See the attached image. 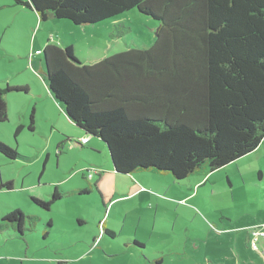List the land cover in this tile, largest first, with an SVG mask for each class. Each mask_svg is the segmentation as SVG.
I'll return each mask as SVG.
<instances>
[{
	"label": "rangeland",
	"instance_id": "1",
	"mask_svg": "<svg viewBox=\"0 0 264 264\" xmlns=\"http://www.w3.org/2000/svg\"><path fill=\"white\" fill-rule=\"evenodd\" d=\"M29 14L16 0H0V86L29 87L28 93L9 92V119L0 122V140L21 155L9 159L0 153V185L13 183L11 188H0V264H156L155 255L164 253L157 249L172 247L178 248V253L171 258L170 250L165 251V264H199L197 258L206 264L207 243L211 254L217 248L225 254L222 264H237L238 253L264 263V254L255 253L251 246L254 251H243L247 242L242 234L238 246L228 235H219V230L229 225L228 216H236L233 212L239 218L243 209L264 207V174L258 177L259 171L264 172V142L240 160L245 161L241 169L233 161L210 171L206 163L182 180L156 169L138 170L142 175L138 188L143 193L135 190L137 197L117 204L116 209L124 213L118 216L114 210L117 236L106 235L109 239L101 244L98 239L93 242V234L99 230L97 219L102 216L104 221L109 212L98 190L106 191L108 183L107 191L112 194L114 186L108 174L103 173L98 189L96 178L89 177L93 169L112 164V160L104 141L100 142V152L68 140L63 148L58 147L66 137L58 130L62 126L58 122L60 110L48 98L41 52L49 41L62 47L72 45L81 62L94 63L130 48L150 47L159 21L136 8L86 25L68 19L40 21L38 16L32 25ZM33 108L35 129L29 130L27 125L16 134L20 123H30ZM63 115L65 132L75 131V124ZM83 184L92 186L93 192L73 193ZM56 185H61L64 194L49 209L34 201L38 196L50 200ZM17 208L31 217L26 219L23 233L17 222L7 219ZM102 232L105 224L100 225V235ZM136 232L139 237L135 241L147 247L127 241ZM259 246L262 248L261 241Z\"/></svg>",
	"mask_w": 264,
	"mask_h": 264
},
{
	"label": "trees",
	"instance_id": "2",
	"mask_svg": "<svg viewBox=\"0 0 264 264\" xmlns=\"http://www.w3.org/2000/svg\"><path fill=\"white\" fill-rule=\"evenodd\" d=\"M16 1L34 10L40 21L94 24L134 8L159 21L150 47L130 48L94 63L81 62L72 45L45 44L41 54L48 87L77 128H58L66 137L60 149L68 140L100 152L91 142L104 141L116 173L156 169L182 180L206 163L210 171L233 161L241 169L245 161L240 160L264 142V0ZM22 91L27 87L0 86V122L9 119V92ZM34 112L16 134L27 125L35 129ZM76 132L82 137L72 136ZM0 153L9 159L21 156L2 140ZM85 172L88 178L90 172ZM103 173L96 167L90 174L96 189ZM262 175L259 171L258 177ZM60 187L56 185L50 200L33 199L49 209L63 197ZM93 190L90 186L73 193ZM27 218L19 208L7 215L21 233ZM256 232L257 248L252 245ZM263 232L264 222L250 230V246L260 253Z\"/></svg>",
	"mask_w": 264,
	"mask_h": 264
},
{
	"label": "crops",
	"instance_id": "3",
	"mask_svg": "<svg viewBox=\"0 0 264 264\" xmlns=\"http://www.w3.org/2000/svg\"><path fill=\"white\" fill-rule=\"evenodd\" d=\"M26 9L29 11V13H30L29 16L32 19V21L30 20V22H31L32 25H34V23L37 22V19H36L37 15H36L35 12H33L34 10H31V9H28V8H26ZM41 25H42V23H41ZM21 85L24 86L25 84H21ZM25 86L27 87L26 93H28L29 92L28 91V89H29L28 84L25 85ZM47 91H48V98H50L52 103L60 110V111H58L60 113V116L58 118V122H59L60 125L64 126L63 125L64 124V116L62 114V112H63L62 105L60 104V102H58L54 98V96L50 92V89H48ZM8 99H9V96L7 97V102H8V105H9V100ZM72 136L77 137V138L82 137L81 133H79V132L73 133ZM91 143L96 149H98L99 151H102V147H101V143L100 142L99 143H95L94 141H92ZM102 169L104 170V175L108 174V176L112 177V184L114 186L113 189H112V187H110L113 190L112 194L110 193V191H107L108 188H109L108 187V183H106V187H107L106 191L101 188V196L103 198V201H105L103 204L106 206L107 209H109V212L107 213V218L105 219V230L108 229V230L114 231L115 234L113 235V237H116L117 233H118V229L116 228L117 224H116V222L114 220L117 219V214H118V216L124 214V213L118 211L116 209V206L121 201H125L127 199H131V198L137 197L136 196L137 193L135 192V190L137 192H139L138 194L143 193V191L140 190L141 187L138 188L139 184L141 183L139 181V176H142V175L139 173L138 170L135 171L132 174L116 173L114 171L111 163H109V162L105 163L102 166ZM113 174H114V177L112 176ZM263 174H264V172H263ZM104 175H102L100 177V180L98 181V187L101 184V178ZM85 187H88V186L85 185V184H83V186H81V188H85ZM116 195H120V196L117 197ZM38 197H40V196H38ZM115 197H117V198H115ZM114 210H116L117 214L114 213ZM232 214L234 216L235 215L236 216L235 217L228 216L229 225L228 226L224 225L219 230V235H221V236L222 235H228L230 237V239H231L232 244L237 245V243L239 242V236L242 234L243 235L242 237H244L245 241L247 242V246L246 245L243 246V251H247V252L250 253V248H251V247H249L250 246V230H251L252 227L257 225L258 223L264 222V207L261 208V209L257 208L255 210H247V212L245 211V209H243L241 217H239V218H237V214H235V212H233ZM101 217H99L97 219V222L99 224L98 225L99 230H98L97 234L96 233L93 234V242L96 241V239H98V244H101L102 242H105L106 240L109 239V237L106 236V235H109L108 232H105L102 236H100L98 238V236L100 235V223L103 220ZM127 217L128 216H126V220H127ZM109 218H111V221H113V224H112L113 226L109 225V223H110ZM83 223H86V222H83ZM137 237H139V236H138V233L136 232L135 234L130 235L127 238V241H130V243H137L135 241V239H138ZM260 241L262 243V248H261V246H260V248H261L262 253H263L264 252V237L260 238ZM141 247H147V246H141ZM208 247H209V243H207L205 245V248L207 250V252L204 253L205 263L209 264L211 262H216L217 261L216 264H222L223 261H224L223 256H225V254L223 255L221 250L218 249V248L213 250L215 255L211 254L209 252V248ZM197 248H198V250L201 249L198 244H197ZM230 249H232V247ZM168 250H170L169 254H171V255H168V253L165 252V251H168ZM178 250L179 249L175 248V247H172L170 249H164V248L157 249V251H163L164 253H162L160 255L156 254L154 259H157L158 257H160L162 259V261H161L162 263L161 264H165L166 256L168 255L169 257H171L173 254H175V253L177 254ZM254 252L257 253V254L259 253L256 250ZM197 259H198L199 264H203L201 262V259H199V258H197ZM237 259H238V263L237 264H264L262 262L261 263H257L258 261L255 260L254 258H244L243 256L240 255V253H238V258ZM174 263H176V261H174Z\"/></svg>",
	"mask_w": 264,
	"mask_h": 264
},
{
	"label": "built area",
	"instance_id": "4",
	"mask_svg": "<svg viewBox=\"0 0 264 264\" xmlns=\"http://www.w3.org/2000/svg\"><path fill=\"white\" fill-rule=\"evenodd\" d=\"M84 141H86V139H84ZM260 235V232H256L255 233V237H254V239H253V241H252V245L255 247V248H257V236H259ZM262 235H264V232L262 233Z\"/></svg>",
	"mask_w": 264,
	"mask_h": 264
}]
</instances>
